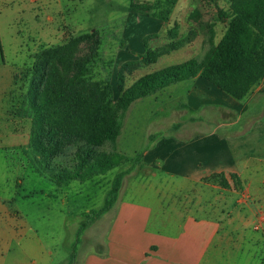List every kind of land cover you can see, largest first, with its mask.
<instances>
[{
  "label": "crops",
  "instance_id": "0c3cea01",
  "mask_svg": "<svg viewBox=\"0 0 264 264\" xmlns=\"http://www.w3.org/2000/svg\"><path fill=\"white\" fill-rule=\"evenodd\" d=\"M186 81L195 95L189 109L173 112L188 118L171 123L172 133L158 136L123 179L140 174L156 185H121L112 208L82 230L73 264H223L225 249L243 245L253 254L261 247L264 261V77L243 101L199 76ZM213 175L226 186L208 181ZM104 176L93 178L101 183ZM86 213L77 212L84 219L77 228ZM42 246L22 213L0 196V264H43L39 256L50 252Z\"/></svg>",
  "mask_w": 264,
  "mask_h": 264
},
{
  "label": "rangeland",
  "instance_id": "374dc122",
  "mask_svg": "<svg viewBox=\"0 0 264 264\" xmlns=\"http://www.w3.org/2000/svg\"><path fill=\"white\" fill-rule=\"evenodd\" d=\"M227 5L228 0H178L169 22L162 23L128 12V0H0V196L10 199L12 206L36 230L45 252H50V255L39 256L43 259L40 263L69 262L77 224L84 220L77 212L85 210L87 213L83 216H86L102 207L108 181L118 169L107 172L101 183L100 177H95L72 181L62 188L37 172L31 160L23 156L28 125L15 120L8 112L6 100L12 91L13 76L30 63L31 56L39 48L60 45L72 37L96 30L102 44L101 57L113 59L108 80L116 101L119 97L117 71L125 62L137 61L145 54L144 40L147 39V49L158 52L170 49L172 44L182 43V46L158 57L155 63L127 74L125 88L153 72L189 60L201 61L209 48L206 37L211 25L215 35H220L224 29L216 17L217 10H224ZM174 25L177 38L171 40L167 30ZM82 53H86L85 48ZM199 85L195 86L197 92ZM191 89L188 81H181L133 101L122 121L116 140L117 151L128 159L138 153L151 152L158 136L172 133L171 123L188 118L187 114L174 115L173 111L179 105L189 109L187 102L195 95ZM217 98L214 96L219 100ZM109 146L106 143L102 150L109 151ZM141 177L133 174L123 180L122 185H156L155 178L147 176L140 180ZM62 189H65L64 195ZM96 236L99 238L101 233ZM84 245H89V239L84 240ZM81 248L75 253H80ZM250 250L244 245L225 249L221 254L223 264H250L246 259L253 257V263L264 264L261 247L255 248L254 254ZM35 258L39 262V258Z\"/></svg>",
  "mask_w": 264,
  "mask_h": 264
},
{
  "label": "trees",
  "instance_id": "16d2710c",
  "mask_svg": "<svg viewBox=\"0 0 264 264\" xmlns=\"http://www.w3.org/2000/svg\"><path fill=\"white\" fill-rule=\"evenodd\" d=\"M178 0H128L126 10L168 23ZM224 29L217 44L212 25L208 50L197 62L165 68L145 75L125 88V78L141 66L176 50L182 43L158 52L147 49L137 61L122 64L116 74L119 97L113 99L108 74L113 59L101 57V40L96 30L72 37L63 44L41 47L19 74L13 76L7 99L9 114L28 125L27 148L23 156L37 172L56 185L92 179L118 169L101 208L91 211L75 233L67 264H73L75 246L82 230L114 205L123 179L140 166L142 153L128 159L116 148L122 121L130 104L155 94L170 84L199 76L236 101L250 96L264 77V0H228L226 9L217 10ZM176 40L177 29L167 30ZM86 53H82V49ZM110 144L109 151L102 150ZM125 165L128 167L125 169ZM208 181L226 186L222 175Z\"/></svg>",
  "mask_w": 264,
  "mask_h": 264
}]
</instances>
